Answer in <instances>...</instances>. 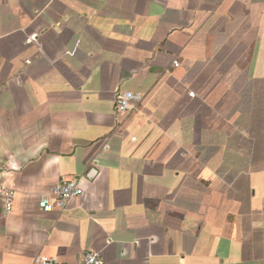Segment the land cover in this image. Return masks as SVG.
<instances>
[{
  "label": "crops",
  "instance_id": "crops-1",
  "mask_svg": "<svg viewBox=\"0 0 264 264\" xmlns=\"http://www.w3.org/2000/svg\"><path fill=\"white\" fill-rule=\"evenodd\" d=\"M0 183V264H264V0H0Z\"/></svg>",
  "mask_w": 264,
  "mask_h": 264
},
{
  "label": "built area",
  "instance_id": "built-area-1",
  "mask_svg": "<svg viewBox=\"0 0 264 264\" xmlns=\"http://www.w3.org/2000/svg\"><path fill=\"white\" fill-rule=\"evenodd\" d=\"M141 95L131 91L121 93L116 101L117 111L127 112L135 107L140 100ZM80 188L76 179L62 178L59 180L49 192L44 193L39 201L40 207L45 211H50L54 208L63 210L71 198L81 194ZM0 198L3 201V213L8 214L12 209L14 192L13 190L0 183ZM78 264H103L102 257L96 251L85 253L77 260ZM36 264H64L59 262L54 257L41 256L36 260Z\"/></svg>",
  "mask_w": 264,
  "mask_h": 264
}]
</instances>
